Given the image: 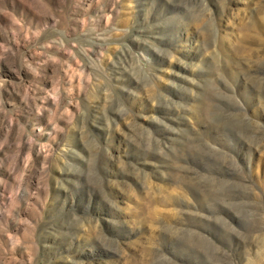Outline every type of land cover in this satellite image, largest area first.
I'll use <instances>...</instances> for the list:
<instances>
[{
    "label": "rangeland",
    "instance_id": "rangeland-1",
    "mask_svg": "<svg viewBox=\"0 0 264 264\" xmlns=\"http://www.w3.org/2000/svg\"><path fill=\"white\" fill-rule=\"evenodd\" d=\"M0 264H264V0H0Z\"/></svg>",
    "mask_w": 264,
    "mask_h": 264
}]
</instances>
